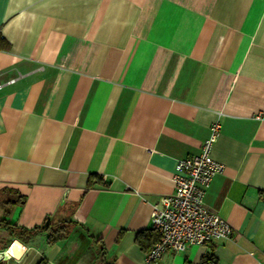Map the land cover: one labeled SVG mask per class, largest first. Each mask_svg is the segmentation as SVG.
<instances>
[{
  "label": "crops",
  "instance_id": "0c3cea01",
  "mask_svg": "<svg viewBox=\"0 0 264 264\" xmlns=\"http://www.w3.org/2000/svg\"><path fill=\"white\" fill-rule=\"evenodd\" d=\"M0 85L2 262L146 264L152 206L218 121L203 201L233 232L210 250L264 264V0H0Z\"/></svg>",
  "mask_w": 264,
  "mask_h": 264
},
{
  "label": "built area",
  "instance_id": "2783aa9c",
  "mask_svg": "<svg viewBox=\"0 0 264 264\" xmlns=\"http://www.w3.org/2000/svg\"><path fill=\"white\" fill-rule=\"evenodd\" d=\"M219 130L220 123L213 122L199 152L176 161L173 191L151 209L150 222L158 239L146 252V264H156L166 250L180 252L195 244L209 250L213 239L231 236L233 227L203 201L212 177L223 169L210 157ZM8 248L2 249L1 260L11 256Z\"/></svg>",
  "mask_w": 264,
  "mask_h": 264
},
{
  "label": "trees",
  "instance_id": "16d2710c",
  "mask_svg": "<svg viewBox=\"0 0 264 264\" xmlns=\"http://www.w3.org/2000/svg\"><path fill=\"white\" fill-rule=\"evenodd\" d=\"M2 223H5V224H7V225H9L11 228L12 227H15V225H13V224H10V223H7L6 221H4V220H0V224H2ZM19 232V235L20 236H22L23 235V231L21 230H18ZM57 238V236L55 237L54 236V232L52 233V232H50L49 234H48V241L49 242H51V241H54L55 239ZM0 264H6L5 262H2L1 260H0ZM38 264H40V263H38ZM187 264H190V263H187ZM197 264H219V262H218V259H217V257L213 254V252L209 249V250H207L203 255H202V257L200 258V260H199V262L197 263Z\"/></svg>",
  "mask_w": 264,
  "mask_h": 264
},
{
  "label": "water",
  "instance_id": "95a60500",
  "mask_svg": "<svg viewBox=\"0 0 264 264\" xmlns=\"http://www.w3.org/2000/svg\"><path fill=\"white\" fill-rule=\"evenodd\" d=\"M14 242H16V243H14V246H12V247H9L8 248V251H9V253L12 255L14 252V249L15 250H17L18 249V252H20L21 251V245L17 242V241H14ZM11 246V245H10ZM3 258V252L2 251H0V260Z\"/></svg>",
  "mask_w": 264,
  "mask_h": 264
},
{
  "label": "rangeland",
  "instance_id": "374dc122",
  "mask_svg": "<svg viewBox=\"0 0 264 264\" xmlns=\"http://www.w3.org/2000/svg\"><path fill=\"white\" fill-rule=\"evenodd\" d=\"M0 242H1V239H0Z\"/></svg>",
  "mask_w": 264,
  "mask_h": 264
}]
</instances>
